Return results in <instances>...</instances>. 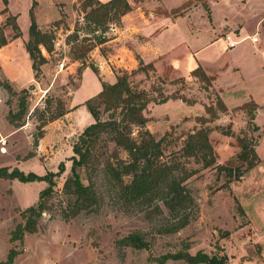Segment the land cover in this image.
I'll use <instances>...</instances> for the list:
<instances>
[{
  "label": "rangeland",
  "instance_id": "rangeland-1",
  "mask_svg": "<svg viewBox=\"0 0 264 264\" xmlns=\"http://www.w3.org/2000/svg\"><path fill=\"white\" fill-rule=\"evenodd\" d=\"M127 1L131 11L94 30L84 19L89 11H83L84 0H0V37L7 39L0 47V167L45 175L64 166L23 241H12L11 233L25 223L22 211L37 204L48 183L0 178V262L15 248L19 254L13 264H187L154 260L187 244L192 254L203 250L226 254L233 264H264V0ZM32 16L46 41L38 45L45 60L38 70L26 49ZM157 17L162 35L144 30ZM228 33L240 40L235 48H227L223 37ZM96 36L106 40L98 44ZM148 38L175 47L183 76L170 67L158 72L148 60L155 50L149 45L139 50ZM122 52L135 62L125 56L124 64L116 63L115 54ZM160 53L155 54L159 59ZM137 56L144 62L141 68ZM81 60L86 67L80 73ZM198 65L206 79L192 75ZM122 71L129 73L132 87L152 98L144 111L145 127L156 139L166 136L163 159L173 156L190 172L184 183L195 199L193 218L174 233L157 232L162 218L153 206L123 203L103 168L112 161L103 143L78 168L81 181L93 185L98 206L74 213V197L64 190L72 145L93 122L86 101L101 90L102 81H112V75L115 80ZM163 97L168 100L156 103ZM61 110L67 116L50 120ZM200 129L208 131L213 148L215 162L209 166L182 154L188 135ZM133 131L136 136L137 127ZM242 140L256 143L259 161L236 179L222 167L242 164L237 159ZM135 230L144 233L150 249L118 243Z\"/></svg>",
  "mask_w": 264,
  "mask_h": 264
},
{
  "label": "trees",
  "instance_id": "trees-1",
  "mask_svg": "<svg viewBox=\"0 0 264 264\" xmlns=\"http://www.w3.org/2000/svg\"><path fill=\"white\" fill-rule=\"evenodd\" d=\"M87 8L89 11L85 13L84 19L87 26H93L94 30L98 27L104 28L110 20H120L121 16L131 10L127 0H108L104 3L99 0H84L83 11ZM11 25L15 30L14 37H18L21 32L16 20ZM29 37L26 49L33 61L32 68L38 70L45 61L43 57L39 56L38 45H45L46 41L44 35L40 34L33 16L29 27ZM93 39H96L98 44L106 40L101 36L93 37ZM6 43L7 39L4 36L0 37V47ZM83 55L84 52L79 53L75 59L82 58ZM137 59L139 68H141L144 62L139 56ZM146 66L152 68L150 63ZM84 67L86 65L81 60L78 72L81 73ZM92 68L97 72L95 66ZM199 74L205 79L207 78L200 65L192 70V75L199 76ZM128 76L127 71H122L121 74L115 76L113 82L102 81L101 90L95 96L87 99L86 104L93 116V122L84 128L77 142L72 145L74 154L70 157L71 175L64 182V190L74 197V213L83 210L92 211L98 206L99 198L93 185L84 184L81 181L78 168L87 164L93 153L98 151L99 144L103 143L104 152H109L108 155L112 159V161L108 159L103 168L117 185L123 203L153 206L152 210L158 212L162 218V222L157 224V232L174 233L185 227L193 218L195 199L184 183L190 172L183 165L179 166L173 156L163 159L161 143L166 139V136L156 139L145 127L148 117L144 111L152 98L146 90L132 87ZM166 100L168 97H163L156 103H163ZM220 106L224 108L222 103ZM66 112L58 111L50 117V120H55ZM103 113H106L105 118L101 117ZM134 127H137L136 136L133 135ZM240 144L241 149L237 153V159L242 164L235 167H222L223 169L227 168L229 174H232L236 179H239L245 170L253 167L259 161L255 150L256 143L250 144L249 141L242 140ZM121 153L124 156H121ZM182 154L199 159L205 166L213 164L215 158L208 139V131L200 129L190 133L182 147ZM244 165L245 168L242 169ZM63 170L64 166L59 165L56 172L50 171L45 175H38L33 172L24 173L17 168L9 170L6 166L0 167V178H17L21 182L44 180L48 183L40 191L37 204L30 205L22 211L25 223L18 224L12 231V241H23L24 233L34 230L37 218L44 209L42 200L53 190V177L59 175ZM126 176L128 179L125 181ZM159 203L165 208V213ZM118 243L121 246H131L139 250L151 248V242L139 230L129 232ZM18 254L19 251L12 248L6 261H2L0 264H13ZM154 260L159 263L168 260H182L187 264H233L226 254L211 255L203 250L192 254L189 252L187 244L175 252L163 253Z\"/></svg>",
  "mask_w": 264,
  "mask_h": 264
},
{
  "label": "crops",
  "instance_id": "crops-1",
  "mask_svg": "<svg viewBox=\"0 0 264 264\" xmlns=\"http://www.w3.org/2000/svg\"><path fill=\"white\" fill-rule=\"evenodd\" d=\"M105 1H108V0H105ZM132 11H135V10L133 9ZM161 19H162L161 17H157L156 19L153 20V22L148 27H144V30H147L148 32H152V33L155 32L156 35H157V33L159 35L160 34L162 35L164 33L163 32L164 30L159 27V26H163V24H161V21H162ZM249 37H251V36L249 35ZM118 38L119 37H116V38H114V40L115 39L117 40ZM148 39L149 40H146V41L140 43L139 50H141L142 53L145 52L144 48L148 45L152 49L155 50V51L152 50L153 53H151L149 55L148 60H149V62H152L153 66L158 69V72H160L161 69L165 70L166 67H170L171 72L173 74H175L176 76H183V73L179 72V69H178V67H179L178 62L179 61L177 60V58H180V57L178 56V54H176L174 52L175 47H173L171 45H165L164 41H163V43L159 42V44H158V42L155 39H153V38H152V40L150 38H148ZM123 49L128 51V53L131 52V50L128 48L124 47ZM263 49H262V54L264 57ZM161 51H162V53H160ZM159 53H160L161 59H159L160 58L159 55H155V54H159ZM125 56L127 58H129L130 60H132V62H135L134 58L131 55H129L127 53L123 54V52L119 53V54H115L113 59H115L116 63L124 64V62H126ZM100 68L102 69V66H100ZM184 74H185V72H184ZM113 78H114V76L112 75V77H110V79H112V81H108V82H113L114 81ZM66 116H67V114H66Z\"/></svg>",
  "mask_w": 264,
  "mask_h": 264
},
{
  "label": "built area",
  "instance_id": "built-area-1",
  "mask_svg": "<svg viewBox=\"0 0 264 264\" xmlns=\"http://www.w3.org/2000/svg\"><path fill=\"white\" fill-rule=\"evenodd\" d=\"M223 39L225 40L228 49H232V48L236 47L237 44L240 42V40L237 39V37H235L234 35H232L230 33L226 34L223 37ZM250 40H251V42L255 43L258 41V38L256 36H251Z\"/></svg>",
  "mask_w": 264,
  "mask_h": 264
}]
</instances>
